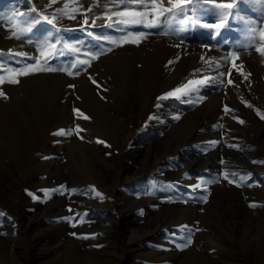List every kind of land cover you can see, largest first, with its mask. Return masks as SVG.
<instances>
[{
    "label": "rangeland",
    "instance_id": "1",
    "mask_svg": "<svg viewBox=\"0 0 264 264\" xmlns=\"http://www.w3.org/2000/svg\"><path fill=\"white\" fill-rule=\"evenodd\" d=\"M232 2L233 0H201V3L195 6V11L192 6H189L187 13L189 18L192 15L199 17L195 25H185L183 21H177L166 22L163 28L149 29L143 25L129 28L123 25H114L111 28L106 26L107 23L112 22L104 18L106 13L111 15L114 11L124 10L121 0H0V75L3 77V85L0 84V89H7V85L21 86V79L25 80L35 73H52V71H35L17 77L14 72L10 71L24 69L28 65L80 73L98 57L107 55L110 49L124 44L137 46L144 38H141L138 43L125 42L123 37L128 32L146 33L145 37L169 39V45L175 49V60L181 58L182 46H190V50L193 46H200L209 51L221 52L220 55L208 59L210 62H206L208 64L206 68H203L201 66L203 64L199 62L205 59L207 54L199 53L194 61V64H197L188 75L179 77L167 90L158 89L151 92L148 109H144L140 117L135 116L133 111L127 116L132 123L130 133L122 142V138H113L110 132H103L102 136L97 135L101 134L98 129H102L103 124L97 121L92 111L77 109L79 110L77 112L74 111L75 108H72L70 111L73 115L69 113V110L62 111L63 116L65 113L71 116L72 119L70 118L69 122L72 123L69 125L73 126L72 128L75 127L74 123L79 117L85 120L79 115V112L83 113L87 117L85 121L92 120V123L89 121L86 125H94L95 131H99L98 133L94 131V137H102L107 141L106 154L101 155L100 160L99 153L94 150V154L96 152L94 162L101 163V180L95 176L94 180L89 179V182H86L83 188L85 190H82V200L80 198L75 202L65 201L63 207L53 205L57 210L69 211L70 208L79 210L80 215L76 216L78 217L76 226H73L71 220L64 222L69 228L74 229L69 243L80 244L79 247L83 250L94 252L106 246L108 241L113 242L118 246L117 252L111 254L113 264H120L122 260L126 264H132L137 259L129 252H124L125 248L122 247L124 243H127V236L136 237L131 243L139 242L141 237L134 231L136 229L133 224L120 223L118 226L119 216L117 215L125 210L139 217L141 224L150 219L151 225L157 223L158 226L160 225L155 234L156 239L152 241L153 247L159 256L167 255L177 249L174 254H171L175 264H210L215 257L206 253L205 250L210 247L211 240L218 242L215 240L217 236L231 238L228 246H232L230 250L235 253L234 262L236 264H252L246 252L247 246L238 241L241 237L245 238L250 234H264V119L257 114L258 111L264 113V55L255 50L264 48V36H261V32L264 31V0H234L232 9L217 6V4ZM127 3L136 7L133 5V0H127ZM143 3L150 6L151 0H143ZM65 4L69 6L67 9H65ZM88 9L91 11L89 12ZM137 10L144 9L137 8ZM73 16L75 18H71ZM85 19L88 20L87 24L84 23ZM115 19L117 18L113 17V21ZM49 20L52 21L51 24ZM205 23H223V27L220 29L204 28L202 24ZM161 31L166 34H159ZM96 37H109L114 43L103 39L97 40ZM52 44L56 45L55 49L50 47ZM65 45H70L77 51H72ZM17 53L25 55L20 56ZM92 53L102 54L93 60L90 55ZM232 53H235V56ZM144 54L134 52L136 64L142 63ZM79 60H85L88 63L79 65L76 69L71 68V65ZM218 60L222 61L224 66L218 63ZM211 71L213 74H210ZM74 75L76 74L69 76ZM15 78H18V83L8 82ZM205 78H208L210 82L213 80V85L210 82L205 86L193 84L190 86L193 90L188 96L172 97L159 102L157 100V97L186 84L189 80ZM229 80L232 81L231 84ZM29 85L30 87L27 84L28 89L38 90V87ZM210 85V90L203 92L202 89ZM65 88L70 91L71 95L74 92L72 96H76L79 101H82V96L88 91V87H79L74 82L68 83ZM203 93L209 95L202 96ZM189 100L195 103H189ZM225 106L232 111L226 114ZM88 115H92L95 119ZM176 116L180 118L174 119ZM184 117L190 119L188 127L182 129L180 134H174L164 141L162 134L164 127L180 124V120ZM239 120H243L244 123H239ZM199 121L201 126L197 124ZM190 128L193 133L190 134L188 143L184 144L181 134ZM212 141L217 143L213 146ZM186 149L196 152L194 157L196 165H200L199 168L187 167L186 161L180 164L181 156ZM25 160L27 162L24 164V169L28 171L31 159L26 158ZM104 172L109 177L104 176ZM225 173H235V176H230L235 182L228 183V180L224 178ZM241 177L246 179L242 181ZM201 180L206 183L202 184L201 188H194L193 186ZM236 182L243 183L245 186L237 187ZM26 185L27 179L23 177L19 186L20 190ZM52 190L54 189L51 185L40 186L37 190L39 196L32 195L30 201L41 208L46 207L50 205L51 200L46 198ZM96 193L101 195L97 196ZM205 195L207 196L206 202L202 199ZM86 201L93 206L90 204L86 206L84 204ZM250 204H256L257 207H250ZM184 211V214L178 215ZM4 212L13 216L11 210L7 208ZM83 213L86 219L84 217L79 219ZM187 216L193 221L189 222L194 225L192 230L190 229L191 224L185 223L186 221L183 223ZM0 224H3L1 220ZM46 224L57 226L54 220ZM182 224L189 227L191 240L193 239V242L186 248L184 247V250L177 247L183 242V237L175 240L171 234L163 232L164 229L175 227L180 229ZM31 227V225L24 226L18 222L11 227L13 232L10 234L0 233V252L8 250L37 252L49 248L48 243L42 246L35 244L34 238L37 233L31 230ZM42 227L46 225L42 224ZM142 229L146 227L141 225L139 232ZM177 233L180 234V232ZM185 235L187 236V233ZM82 236L94 238H78ZM173 242H175V247L171 246ZM161 245L163 247L165 245L166 248H162ZM193 251H196L194 254L196 258ZM138 260L140 263L142 261L141 264H152L149 259ZM0 264L4 263L0 262ZM56 264H66V262Z\"/></svg>",
    "mask_w": 264,
    "mask_h": 264
},
{
    "label": "bare ground",
    "instance_id": "2",
    "mask_svg": "<svg viewBox=\"0 0 264 264\" xmlns=\"http://www.w3.org/2000/svg\"><path fill=\"white\" fill-rule=\"evenodd\" d=\"M55 20L57 19L55 18ZM192 48L193 49L190 50V46H182L181 58L175 60V49L173 46L169 45V39L144 37L137 46L124 44L123 46L111 49L107 55L98 57L95 62L87 65L82 72L73 77L69 76L67 71H55L49 74L35 73L25 80L21 79V86L13 87L7 85V89H0V92L4 93V96H0V213H3V215L0 216V220L3 222V224H0V233L10 234L13 232L11 227L14 223L21 222L24 226L31 225V230L36 231L37 234L34 238L36 245L42 246L44 244L46 245V243L50 244L49 248L37 252L18 250L2 251L0 252L1 263L56 264L58 262H66V264H113L114 261L111 258V254L117 252L116 249L118 246L108 241L106 246L102 249L88 252L80 248V244L76 245L75 243H69L72 237L71 233L74 229L69 228L64 222L70 220L68 219L70 217L79 216V210L77 211L71 208V211H64L62 209L57 210L53 206L58 205L63 207L65 201L75 202L80 200V198L82 200V190H85L83 188L85 184L89 182V179L94 180V177L97 176L101 180V163L99 161L94 162V155L96 154V152L94 154V150L99 153V160L101 155L106 154L105 145L107 141L102 137H94V131L96 130L94 125H86V122L90 120L85 121L87 119H83L85 122L84 124L81 117H79V119H76L77 122L74 123L76 124L74 125V129L72 128L73 126L71 127L69 125L71 116H67L68 114L66 113L63 116L64 113L62 114V111L67 112L69 110L70 113V109L72 110V108L92 111L91 113L95 115L97 121L103 124L102 129H98L101 134L97 135L102 136L103 132H110L113 138H122V142L125 140V136L130 133V124L132 123L128 120L127 116L133 111L135 116L138 115V117H140L144 109H148V106H150L149 95L151 92L157 91L158 89H163V91L164 89L167 90L179 79V77L188 75L189 71L197 64H194V61L199 53L205 52V54H207V57L199 62L203 64L201 65L203 68L208 66L206 63L210 62L208 59H211L212 56L220 55L221 53L218 50L209 51L205 47L200 46H193ZM27 51L30 52V50ZM134 52L138 54L145 53L141 61L142 63L138 62L139 64H136L137 61L134 59ZM45 53L44 55H46ZM49 53H47V55ZM135 55L137 56V54ZM217 62L223 63L219 60ZM222 65L224 66V64ZM210 74H213V71H211ZM70 82H74L79 87H88V91L83 96L81 95L82 101L77 100L78 98L76 96L75 99V97L72 96L74 92L71 95L70 91L65 88ZM213 83V80H211L210 84L213 85ZM27 84L28 87H30L29 84L38 87V90L33 88L28 89ZM211 85L204 87L202 89L204 90L203 92H208ZM205 95L209 94H202V96ZM89 117L92 118L93 116L91 115ZM95 117L93 118L95 119ZM189 121V118L184 117L180 122L178 121L180 124H174L175 126H166V124H164L166 126L164 127L163 125L164 129L162 132L164 141H167V138H171L174 134H180L182 129L188 127ZM90 122L92 123V120ZM171 122L174 123L173 121ZM200 123V121L197 122L198 125ZM85 125L87 127H85ZM77 126H79V129H82V131L77 133ZM159 127L161 126L159 125ZM59 129H64L66 131L71 130L72 134L64 136L52 135V133ZM191 129L192 128L181 134L184 144L189 140L190 134L193 133ZM95 132L98 133L97 131ZM97 141H102L103 143H98ZM186 145L188 146V144ZM194 150L186 149L181 156L182 162L179 160L181 165L186 161L187 167L191 169L200 167V165H196V158L194 157L196 152H194ZM25 157L31 159L29 160L28 171L24 169V164L27 162ZM199 157L201 158V156ZM203 165L205 166V164ZM259 172L261 173L262 171ZM259 172L258 174H260ZM103 174L109 177L106 172ZM23 177L27 179V185L20 190L19 186L22 183ZM45 185H51L54 190L49 192L50 195L46 198L47 200H51L50 205L48 204V206L41 208L37 204H34V202L32 203L30 197L32 195L38 197V187ZM86 202L84 203L86 206L90 204V202H87V204ZM141 202L143 203V201ZM90 206L93 205L90 204ZM5 208L11 210L13 216L5 214ZM184 213L185 211L178 215L181 216ZM42 214L43 216H41ZM118 216V226H120V223L133 224L136 229L134 231L141 237L139 242L131 243L135 236L129 235L127 236V243L123 244L122 248H125L124 252H129L132 257L137 259V261L132 264H141L142 261L141 263L138 262V259L141 258L149 259V262L152 264H175L171 254H174L177 249L169 252L167 255L159 256L156 254V250L153 247L152 241H155V234H157L156 231L160 226L157 225L158 223L151 225L149 219L141 224L140 218L131 211L122 210L117 217ZM81 217H84V213ZM256 218L259 219L260 217ZM194 219L196 218L194 217ZM50 220L56 221L57 226L53 227L50 224H46V222ZM191 221V217L187 216L183 223L185 222L190 225L193 222ZM42 224H45L46 227H42ZM141 225H144L146 229H142L139 232ZM185 225L182 224L181 227L179 225L178 227H180V229L176 227L173 229H164L163 232L164 234L171 235L172 233H176L174 238L178 240L180 237H185V234L190 232L188 229L189 227H184ZM193 227L194 225L191 224L190 229ZM177 232H180V234ZM167 236L169 237V235ZM230 239L217 236L215 240L218 242H212V240L211 243L209 242L210 247H208L205 252L215 257L213 260L210 259V264H236L234 262L235 253L230 250L232 246H228V244L231 243L229 242ZM160 240L162 241V239ZM238 243H243L247 246L246 252L249 256L250 263L264 264V234L255 233L245 238L241 237ZM174 244L175 242H173L171 246L175 247ZM161 246L162 248H166L165 245L164 247L163 245ZM200 247L202 246L200 245ZM193 252L194 255L196 251ZM201 252L203 253V250ZM178 253L180 254L179 251ZM120 264L126 263L122 260Z\"/></svg>",
    "mask_w": 264,
    "mask_h": 264
},
{
    "label": "snow or ice",
    "instance_id": "3",
    "mask_svg": "<svg viewBox=\"0 0 264 264\" xmlns=\"http://www.w3.org/2000/svg\"><path fill=\"white\" fill-rule=\"evenodd\" d=\"M122 4L124 5V10L123 11H114L111 13V15H107V13L105 14V19L107 21H112L111 23H107V27L111 28L114 25H123L125 28H129V27H133V26H137V25H143L146 28H163V26L165 25L166 22H177V21H183V23L185 25L191 24V25H195L197 23V20L199 19V17H197L196 15H192L190 18L188 17L187 13H188V9L189 6L193 7V11H195V6L199 5L201 3V0H151V5L149 6L148 4H144L143 0H133V6L128 5L127 0H121ZM220 8H226V9H232L234 6V0L232 3H225V4H219L217 5ZM69 6L67 4H65V9H67ZM137 8H143L144 10H137ZM33 11H35V9H33ZM88 11L90 12L91 9H88ZM113 17H116L117 19H115L113 21ZM71 18H75L74 16ZM45 19H47V17H45ZM50 24L52 23L51 20L48 21ZM84 23L87 24L88 20L85 19ZM93 23H95L93 21ZM202 27L204 28H215V29H220L223 27V23H219V24H211V23H205L202 24ZM159 34H166L165 32L161 31ZM91 35V33H90ZM146 33H132V32H128L124 35L123 40L125 42H129V43H138V41L145 37ZM261 36H264V31L261 32ZM97 40H105L107 42H113L111 40V38L109 37H96ZM51 48L55 49L56 45L52 44L50 45ZM65 47L70 48L72 51H77L75 48H72L70 45H65ZM111 50V49H110ZM258 53H260L261 55H264V48H256L255 49ZM101 53H92L90 55H92V58L95 59L97 56H99ZM17 55L20 56H24V53H17ZM232 55L235 56V53H232ZM203 59V57H202ZM88 63L85 60H79L77 61V63L72 64L71 68L76 69L78 68L79 65L82 64H86ZM171 63V62H170ZM12 72H14L16 74V76H20V75H28L31 74L32 72L35 71H66L65 69H57V68H36L32 65H28L26 66L24 69H20V70H10ZM68 75H73V74H79L78 72L73 73L71 71H69L67 73ZM9 83H18L19 80L18 78L15 79H10L8 81ZM210 80L208 78H205L203 80H189L186 84H183L179 87H177L176 89L169 91L163 95H161L160 97H157L158 102L159 101H164L167 100L169 98L172 97H176L179 98L181 96H188L190 95L191 91L193 90L190 86L193 84L196 85H200V86H205L206 83H209ZM3 83V77L2 75H0V84ZM95 83V81H94ZM229 83L231 84L232 81L229 80ZM71 87V86H70ZM0 96H4L3 92H0ZM7 98V97H5ZM189 103H195V101L189 100ZM159 106V104L157 105ZM246 106L248 107H252L250 104H246ZM74 111H79L77 109H74ZM225 113H229L232 110L228 109L227 106H225L224 109ZM258 115H261V118L264 119V113H260L258 111L257 113ZM80 116H82L83 118L87 119L86 116H84L83 113H79ZM179 116L174 117V119H179ZM235 118V117H234ZM151 119V117H150ZM239 123L243 124L244 121L243 120H239ZM77 133L79 131H82V129H79V126H77L76 129ZM72 131L71 130H64V129H59L56 132L52 133V135H60V136H64V135H71ZM98 143H103L102 141H97ZM212 145L214 146L217 142L216 141H212L211 142ZM230 147H233V145H229ZM255 163V161H254ZM235 173H225L224 174V178L226 180H228V183H234L235 181H233L230 176H235ZM245 177H241V180H245ZM209 182H218V181H209ZM206 183L205 181L201 180L200 182H198L196 185H194V188H200L202 184ZM236 186L237 187H242L245 186V184L243 183H239L236 182ZM94 191V189H93ZM63 194V193H61ZM47 195V193H46ZM97 196L101 195L100 193H96ZM35 198V197H34ZM203 201L206 202L207 201V196H203L202 197ZM250 207H257L256 204H250ZM69 211H71V209H69ZM141 214H143L141 212ZM3 213H0V216H2ZM72 221L73 226H76V220L78 219V217H70L68 218ZM79 219H82V217H80ZM186 227V226H184ZM75 235V234H74ZM176 233H172V236L175 237ZM78 238H83V239H88V238H94V237H88V236H82V237H78ZM183 242L181 244H178L177 247H180L181 249H183L184 247L189 246L192 243L191 240V232H188L187 236L182 238Z\"/></svg>",
    "mask_w": 264,
    "mask_h": 264
}]
</instances>
